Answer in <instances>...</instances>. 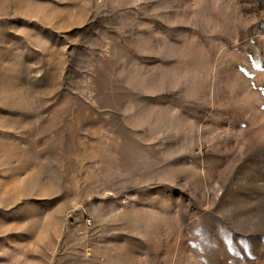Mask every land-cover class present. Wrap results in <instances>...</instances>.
I'll use <instances>...</instances> for the list:
<instances>
[{
	"label": "rangeland",
	"instance_id": "rangeland-1",
	"mask_svg": "<svg viewBox=\"0 0 264 264\" xmlns=\"http://www.w3.org/2000/svg\"><path fill=\"white\" fill-rule=\"evenodd\" d=\"M0 264H264V0H0Z\"/></svg>",
	"mask_w": 264,
	"mask_h": 264
}]
</instances>
